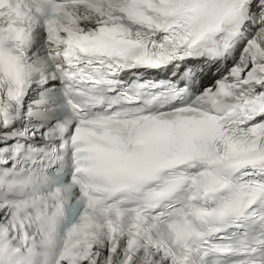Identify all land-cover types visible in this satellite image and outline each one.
Wrapping results in <instances>:
<instances>
[{
    "label": "snow or ice",
    "instance_id": "1",
    "mask_svg": "<svg viewBox=\"0 0 264 264\" xmlns=\"http://www.w3.org/2000/svg\"><path fill=\"white\" fill-rule=\"evenodd\" d=\"M0 264H264V0H0Z\"/></svg>",
    "mask_w": 264,
    "mask_h": 264
},
{
    "label": "bare ground",
    "instance_id": "2",
    "mask_svg": "<svg viewBox=\"0 0 264 264\" xmlns=\"http://www.w3.org/2000/svg\"><path fill=\"white\" fill-rule=\"evenodd\" d=\"M225 68H230V67H228V66H226V65H221V71H223ZM213 73H216L217 74V76H219L220 75V73L219 72H213ZM212 76V75H211ZM207 78H209V76H207Z\"/></svg>",
    "mask_w": 264,
    "mask_h": 264
}]
</instances>
